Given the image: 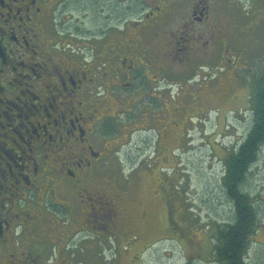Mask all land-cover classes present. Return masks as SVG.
<instances>
[{
  "label": "flooded vegetation",
  "instance_id": "obj_1",
  "mask_svg": "<svg viewBox=\"0 0 264 264\" xmlns=\"http://www.w3.org/2000/svg\"><path fill=\"white\" fill-rule=\"evenodd\" d=\"M245 1L0 0V264H83V210L92 233L121 232L128 215L101 184L113 103L198 100L230 73L258 96L262 79L232 59L264 43ZM165 102L160 134L180 125Z\"/></svg>",
  "mask_w": 264,
  "mask_h": 264
},
{
  "label": "rangeland",
  "instance_id": "obj_2",
  "mask_svg": "<svg viewBox=\"0 0 264 264\" xmlns=\"http://www.w3.org/2000/svg\"><path fill=\"white\" fill-rule=\"evenodd\" d=\"M253 5L243 3L247 25L264 21L263 4ZM258 29L264 35V26ZM236 54L234 63L250 64L247 73L239 68L248 85L262 79L264 43L243 57ZM234 78L230 73L211 81L210 92L197 95L198 100L175 88L156 103L138 98L129 106L125 99L119 100L121 106L111 105L118 129L106 135L112 152L101 184L128 215L123 221L127 227L119 221L121 232L114 236L102 232L99 223L92 233L94 224L83 210V229H89L83 233V264H220L215 254L219 230L235 216L224 185L226 165L255 121L254 95ZM162 100L179 108L175 119L180 125L160 134L156 122L170 121ZM241 190L255 203L258 217L245 263L264 264V144ZM79 258L76 252L71 263L81 264Z\"/></svg>",
  "mask_w": 264,
  "mask_h": 264
},
{
  "label": "trees",
  "instance_id": "obj_3",
  "mask_svg": "<svg viewBox=\"0 0 264 264\" xmlns=\"http://www.w3.org/2000/svg\"><path fill=\"white\" fill-rule=\"evenodd\" d=\"M260 90L254 97V125L239 151L233 154L227 165L224 185L228 198L234 207V222L220 229L221 244L217 247V258L225 264H246L250 239L257 227V210L244 187L248 173L259 160V153L264 144V75Z\"/></svg>",
  "mask_w": 264,
  "mask_h": 264
}]
</instances>
